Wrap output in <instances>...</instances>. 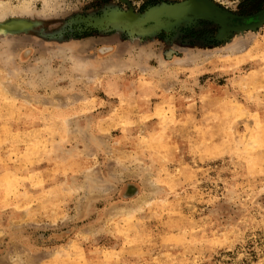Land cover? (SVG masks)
Here are the masks:
<instances>
[{
  "label": "rangeland",
  "instance_id": "obj_1",
  "mask_svg": "<svg viewBox=\"0 0 264 264\" xmlns=\"http://www.w3.org/2000/svg\"><path fill=\"white\" fill-rule=\"evenodd\" d=\"M180 1L0 0V264H264V0Z\"/></svg>",
  "mask_w": 264,
  "mask_h": 264
},
{
  "label": "water",
  "instance_id": "obj_2",
  "mask_svg": "<svg viewBox=\"0 0 264 264\" xmlns=\"http://www.w3.org/2000/svg\"><path fill=\"white\" fill-rule=\"evenodd\" d=\"M215 8L227 12L228 15L232 16L226 10L219 8L211 0H207ZM193 0H184L172 4H161L160 6L149 9L144 14H135L132 11H118L112 13L109 17L106 18L105 22L111 25H123L127 27L130 31L138 34H152L159 30H169L173 26L183 22L191 21L193 19L204 18L221 24L223 27L228 28L226 25L222 24L216 18L212 16H204L201 12L190 11L192 8ZM180 9V14L173 15L171 12L172 9ZM178 12V11H177ZM168 13V14H167ZM261 13V12H260ZM257 14L255 21L244 24L243 26H237L239 29H254L256 26H259L264 21L258 20L261 14ZM10 21V20H9ZM8 21L0 23V29L5 30H20L29 27L30 23L27 22L26 26L22 27H10L7 25ZM238 23V22H237Z\"/></svg>",
  "mask_w": 264,
  "mask_h": 264
},
{
  "label": "bare ground",
  "instance_id": "obj_3",
  "mask_svg": "<svg viewBox=\"0 0 264 264\" xmlns=\"http://www.w3.org/2000/svg\"><path fill=\"white\" fill-rule=\"evenodd\" d=\"M180 9H176L173 13L175 15L179 14ZM178 11V12H177ZM190 11H194V12H201L203 14H207V15H213V16H217V17H223V13H219L218 9H216L212 4H210L207 0H193L192 2V8L190 9ZM226 14V13H225ZM260 19L264 18V14L259 16ZM230 23V22H229ZM9 25H16L14 23H9ZM19 25V24H18Z\"/></svg>",
  "mask_w": 264,
  "mask_h": 264
}]
</instances>
